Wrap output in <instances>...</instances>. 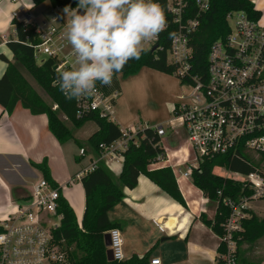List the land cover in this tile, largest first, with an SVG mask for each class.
Here are the masks:
<instances>
[{"label": "built area", "instance_id": "1", "mask_svg": "<svg viewBox=\"0 0 264 264\" xmlns=\"http://www.w3.org/2000/svg\"><path fill=\"white\" fill-rule=\"evenodd\" d=\"M155 2L165 12L167 27L158 39L145 45V52L154 53L156 59L164 53L166 63L172 68V76L184 91L173 105L172 119L167 123L170 131L181 129L185 134V146L173 152L178 153L174 158L173 171L177 173L179 164H189L183 173L184 177L189 178L191 168H196L205 158L250 156L259 160L264 156L262 17L251 19L244 12L226 15L229 32L223 40H217L210 46L203 78L193 73L191 39L200 26L201 17L209 9V0ZM30 9L18 10L13 13L12 19L21 15L18 21L34 23L40 40L33 48L35 60L39 56L55 58L58 61L56 71L70 68V60L75 58L64 37L62 19L51 17L37 22L32 19ZM170 33L175 34L174 39L170 38ZM117 98L118 92L105 97L97 89L91 97L76 99V117L94 113L112 122ZM52 109H56V106ZM153 128L160 138L165 136L162 125ZM138 131L133 128L121 130L123 136L120 139L99 146L96 160L85 172L98 165L109 168L114 163L123 162V152L128 145H137L135 136ZM183 148L186 153H180ZM84 154V150L80 149V156ZM168 159L166 155L165 160ZM261 162L259 169L247 175L218 168V176L247 187L252 194L238 203L223 199L230 213L222 225V235L216 236L218 246L215 264H239L237 241L242 231L241 222L247 217L245 210L251 201L264 198V159ZM80 176L76 175L75 178L79 180ZM63 188H54L44 178L40 179L32 186L28 198L18 203L14 212L0 222V264H64L66 257L58 250L59 243L53 238V231L60 223L51 224V219H61L57 214V202ZM107 234L110 241L108 249L113 260L123 261V242L119 229L113 228ZM219 248H222V252L218 251ZM158 260L151 258L149 264H160Z\"/></svg>", "mask_w": 264, "mask_h": 264}, {"label": "trees", "instance_id": "2", "mask_svg": "<svg viewBox=\"0 0 264 264\" xmlns=\"http://www.w3.org/2000/svg\"><path fill=\"white\" fill-rule=\"evenodd\" d=\"M30 1L34 6L49 1L53 8H59L62 11L66 6L76 8L77 5V0ZM230 12H244L249 18L255 20L263 16L250 0H209V9L201 17L200 26L191 39L194 74L204 78L210 46L217 40H223L229 32L226 15ZM10 24L15 29V39H7L5 46L13 55L14 62L10 63L0 54V60L6 63V69L0 76V108L11 114L19 104L32 115H45L47 129L58 143L63 144L74 140L78 147L81 144L74 139V131L82 129L87 123H92L96 130L87 138L86 144L89 153L94 156L98 155L99 146L109 145L120 139L123 134L115 123L99 118L94 113L86 114L82 118L76 117V99H66L58 85L54 86V82L58 80V73L70 68L55 71L53 68L58 64L55 58L46 57L40 64L36 63L33 48L40 43V40L34 23H24L13 18ZM142 68L172 75V68L166 63L164 53L156 59L154 53L143 51L139 60H130L122 72L114 76L111 87H102L97 82V89L105 97L119 92L118 76L127 78L136 75ZM20 70L28 74L44 91L49 102H45L29 85ZM54 106L56 109L53 110ZM135 140L137 145L130 143L123 152L119 177H113L107 168L98 165L80 179L85 196V208L80 225L68 203L62 197L59 198L57 214L62 219L58 228L53 231V238L66 252L65 264H149L148 255L141 260L137 257L128 261L107 259L108 246L104 240L109 230L119 228V223L108 220V210L122 201L124 189L131 190L136 187L139 176L146 177L162 192L168 194L167 196L174 203L187 209L171 168L148 170L151 164L166 159V153L156 129L145 128L138 131ZM263 159L264 156L259 160H254L250 156L213 157L205 158L196 168H191L190 182L202 193L206 205L209 203L215 205L211 219L205 215V212L199 215V221L214 235H222V225L230 213V209L223 204V199L238 203L252 194L247 187L218 176V168L222 167L229 172L247 175L259 169ZM33 166L41 173L42 179L44 178L52 187H56L50 180L46 161ZM245 213L247 217L241 222L242 231L237 241L239 264L254 262L253 247H257L258 243L264 241V217H259L247 209ZM218 251L222 252V248ZM258 261L260 259L256 262Z\"/></svg>", "mask_w": 264, "mask_h": 264}, {"label": "crops", "instance_id": "3", "mask_svg": "<svg viewBox=\"0 0 264 264\" xmlns=\"http://www.w3.org/2000/svg\"><path fill=\"white\" fill-rule=\"evenodd\" d=\"M21 1L0 0V36L3 38L0 54L10 63L14 62V57L5 42L9 38L15 39V29L10 24L12 15L25 8L23 3L34 6L30 0ZM262 1L250 0L264 20ZM21 18L17 15L18 20ZM5 69L6 63L0 60V76ZM20 72L26 79L24 71ZM175 83L172 75L149 68H142L136 75L127 78L118 76L119 92L112 122L121 130L133 128L139 131L153 128L165 120L167 124L172 119L168 116L172 115L173 105L179 96L175 92ZM158 91L164 98L156 102L154 96ZM81 130L83 134L78 136ZM95 130V125L87 123L82 129L74 131V139L81 144L80 147L74 140L60 144L48 131L45 115H32L19 104L11 114L0 108V222L14 212L18 203L28 198L32 186L42 179L33 165L46 161L51 182L64 187L60 191L61 197L71 207L80 225L85 196L80 179L75 177L81 175L82 178L94 160L86 140ZM167 132V139L162 137L161 145L169 159L151 164L148 170L170 167L187 209L174 203L168 194L146 177L139 176L136 187L124 189L122 201L108 210V220L119 223L124 261L133 257L141 260L148 255L149 261L158 258L160 264L216 263V235L199 221L200 213L206 208L203 195L192 185L190 178L183 176L182 168L175 166L177 173L173 171L176 161L172 159V154L185 146V134L181 129H167ZM182 134L184 140L179 141ZM80 149H84V156H80ZM182 151L186 153L184 148ZM121 167L122 162H118L107 170L117 178ZM213 215L214 211L208 218ZM208 233L209 240L206 238Z\"/></svg>", "mask_w": 264, "mask_h": 264}, {"label": "clouds", "instance_id": "4", "mask_svg": "<svg viewBox=\"0 0 264 264\" xmlns=\"http://www.w3.org/2000/svg\"><path fill=\"white\" fill-rule=\"evenodd\" d=\"M63 12L64 37L75 59L69 70L58 73L54 86L68 100L95 95L97 82L111 87L114 76L130 60H139L145 45L167 27L155 0H77L76 8L69 5Z\"/></svg>", "mask_w": 264, "mask_h": 264}, {"label": "rangeland", "instance_id": "5", "mask_svg": "<svg viewBox=\"0 0 264 264\" xmlns=\"http://www.w3.org/2000/svg\"><path fill=\"white\" fill-rule=\"evenodd\" d=\"M19 2H22L21 0H18ZM22 4V3H21ZM262 12L264 13V0L262 1ZM24 7L27 8V7H31L30 9V15L32 17L33 20H36L37 22H41L43 20H48L49 18L51 17H60L62 19V21L64 22V25L63 26V32H65V29H66V23H67V17L66 15L64 14V12L62 10H58L56 8H53L51 6V4L49 3V1H45L43 2L42 4L38 5V6H28L26 5L25 3H23ZM34 7V8H33ZM18 10V8H17ZM16 11V10H15ZM261 22H264V20L262 19ZM3 38H1L0 36V42H2ZM42 59H45L44 57H41L39 56L37 59H36V63L37 64H40ZM74 62V59H71L70 60V64L72 65V63ZM26 79H27V82L29 83L30 86H32L34 88V90L41 96V98L45 101V102H49L48 101V98L47 96L45 95L44 91H42L38 86L37 84L33 81V79L28 75L26 74L25 72H23ZM176 83H175V92L178 93V95H183L184 94V91L180 88L179 86V82L178 80L172 76ZM164 98L163 94H161L159 91L157 93V95L154 96V100L156 102L162 100ZM177 101L175 100V103ZM63 118V117H62ZM168 118H172V115L170 114L168 116ZM164 120V119H163ZM149 124H153V123H149ZM156 124V123H155ZM164 129H165V136H164V139H167V136H168V132H167V124H166V120L165 121H162V123H160ZM160 124H157L155 126H159ZM85 131V130H84ZM83 132L82 130L79 131L77 133L78 136H82ZM76 135V136H77ZM179 141H183L184 140V135H179ZM184 144V143H183ZM84 150V149H83ZM96 158V156H94V159ZM96 160V159H95ZM262 163V162H261ZM260 163V164H261ZM180 166H178L179 168H182V172L184 173L185 172V168L186 166H188L189 164H179ZM218 172V170H217ZM214 208H215V205L213 204H207L206 205V208H205V215L206 216H212L213 214V211H214ZM248 210H251L253 213H256L257 216L259 217H264V199H257V200H253L251 201L249 204H248ZM60 223V220L58 218H53L51 219V224L52 225H58ZM208 235V236H207ZM206 238L208 239L209 238V233L206 234ZM210 239V238H209ZM208 239V240H209ZM246 249V248H244ZM58 250L63 252L65 257H66V252L64 251L63 247H61L60 245L58 246ZM252 257H254L255 259L253 260L254 262H252L251 264H264V241H262V243H258V246L257 247H253V253H252ZM258 262H256L257 260H259ZM66 263V261L64 262V264ZM207 264V263H205ZM211 264H215V263H211Z\"/></svg>", "mask_w": 264, "mask_h": 264}, {"label": "water", "instance_id": "6", "mask_svg": "<svg viewBox=\"0 0 264 264\" xmlns=\"http://www.w3.org/2000/svg\"><path fill=\"white\" fill-rule=\"evenodd\" d=\"M81 11H82V10H81ZM153 50H154V49H152V51H153ZM53 69L56 71L57 67L55 66ZM104 240H105V244H106V246L109 247V246H110V241H109V235H108V234L105 235ZM107 259H109V260H113V258H112V254H111V251H110V250H108V252H107Z\"/></svg>", "mask_w": 264, "mask_h": 264}, {"label": "bare ground", "instance_id": "7", "mask_svg": "<svg viewBox=\"0 0 264 264\" xmlns=\"http://www.w3.org/2000/svg\"><path fill=\"white\" fill-rule=\"evenodd\" d=\"M181 152H182V150L180 151V153H181ZM172 156H173L172 159H173V158H176V156H178V153H177V154L173 153ZM181 159H182V158H181Z\"/></svg>", "mask_w": 264, "mask_h": 264}]
</instances>
